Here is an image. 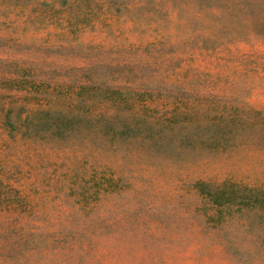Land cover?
I'll return each instance as SVG.
<instances>
[{
    "label": "rangeland",
    "instance_id": "1",
    "mask_svg": "<svg viewBox=\"0 0 264 264\" xmlns=\"http://www.w3.org/2000/svg\"><path fill=\"white\" fill-rule=\"evenodd\" d=\"M0 264H264V0H0Z\"/></svg>",
    "mask_w": 264,
    "mask_h": 264
}]
</instances>
